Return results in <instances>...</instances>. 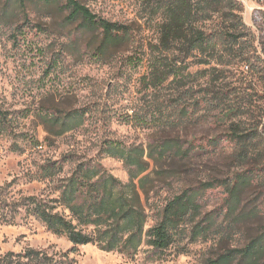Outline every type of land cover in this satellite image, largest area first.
I'll use <instances>...</instances> for the list:
<instances>
[{
  "label": "rangeland",
  "instance_id": "obj_1",
  "mask_svg": "<svg viewBox=\"0 0 264 264\" xmlns=\"http://www.w3.org/2000/svg\"><path fill=\"white\" fill-rule=\"evenodd\" d=\"M78 1L102 19L132 26L130 42L99 58L94 48L100 38L80 35L75 25H64L66 14L60 10H42L35 0H24L21 7L0 0V105L10 119L0 134V259L35 250L55 259L64 256L67 264H203L222 248L243 243L244 234L223 243L218 237L177 242L160 259L149 260L147 249L127 257L93 245L73 248L65 237L50 233L29 214V198L55 206L59 186L80 163L99 165L108 175L127 182L126 166L106 153L108 147L147 149L159 140L179 139L184 149H195L196 154L183 161L149 163L156 186L150 203L157 205L186 187L243 171L231 158L233 145L225 140L231 123L242 133L256 131L258 138L252 143L264 162V19L260 15L264 0H237L249 32L247 61L236 59L229 66H218L221 72L215 83L214 72L204 66H191L188 72L193 76L180 80L193 87L194 101L200 99L197 108L192 100L179 98V83L170 79L150 90L143 81V73L158 57L146 50L157 38L152 4L147 0ZM217 98L220 109L208 111L206 101L213 103ZM230 107L239 109L235 118L225 117ZM183 108L188 109V117L179 122ZM72 111L82 115L81 125L58 135L53 120L62 122ZM215 138L222 143L208 146L207 141ZM54 163L63 165L62 170L52 178L44 177L45 166ZM225 196L223 187L207 190L202 196L203 211L220 208ZM244 201L247 209H257L261 215L248 227L247 236H252L264 225L260 173ZM55 212L69 215L63 207ZM18 261L26 260L13 263Z\"/></svg>",
  "mask_w": 264,
  "mask_h": 264
},
{
  "label": "trees",
  "instance_id": "obj_2",
  "mask_svg": "<svg viewBox=\"0 0 264 264\" xmlns=\"http://www.w3.org/2000/svg\"><path fill=\"white\" fill-rule=\"evenodd\" d=\"M24 6V0H8ZM151 16L158 20L155 43L146 46L150 54L158 57L150 62L142 78L147 89L163 87L170 79L179 83V98L193 101L197 108L200 99L194 101L195 91L187 82H180L193 75L191 66L209 67L214 72L213 83L219 80L218 66H229L232 60L245 57L249 35L242 22V6L237 0H147ZM42 10L51 8L65 13L64 25H75L80 35L91 34L100 38L94 54L106 58L112 51L126 45L133 37L132 26L110 22L93 14L78 0H35ZM18 6V7H19ZM264 19V12H260ZM252 67V65L250 66ZM249 69L248 66H246ZM208 92V91H207ZM208 111L220 109L221 99L206 101ZM238 108L230 107L225 117L238 116ZM188 109L178 113V121L188 117ZM82 115L72 111L67 119L53 120L59 127L58 135L70 132L82 123ZM173 122V121H172ZM10 123L9 113L0 105V134ZM176 123V121H175ZM233 145L231 158L243 171L223 180L212 179L194 187H186L159 205L150 203L156 188L150 177L151 162L183 161L195 155L191 146L184 149L179 139L155 142L147 149L137 146L130 149L107 148V154L118 157L127 168L128 180L123 183L108 175L99 165L80 163L70 177L58 188V198L49 207L37 199L29 198V214L41 221L47 231L63 236L73 248L93 245L107 253H119L134 257L147 249L149 260H158L177 242L189 244L199 239L218 237L220 243L232 236L244 234L243 243L224 247L219 253L208 257L203 264H264V225L255 234L247 236L253 220L261 215L257 209H247L244 195L258 173L264 177L263 156L253 145L258 138L256 131L242 133L238 125L231 123L224 134ZM222 141L209 139L208 146L218 147ZM198 153L205 154L201 149ZM254 157L256 159H254ZM254 163V165H253ZM63 165L49 164L44 177H54ZM216 186L223 187L225 198L217 210L203 211V194ZM63 207L69 215L55 212ZM152 222V224H150ZM26 260L13 263V260ZM66 257L55 259L42 251L28 250L23 254L12 253L0 259V264H67Z\"/></svg>",
  "mask_w": 264,
  "mask_h": 264
}]
</instances>
